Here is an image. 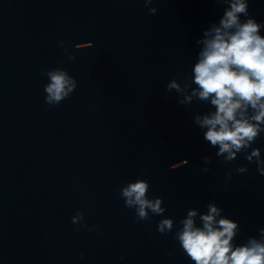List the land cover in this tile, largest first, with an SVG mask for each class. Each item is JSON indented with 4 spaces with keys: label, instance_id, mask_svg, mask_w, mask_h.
Returning a JSON list of instances; mask_svg holds the SVG:
<instances>
[{
    "label": "clouds",
    "instance_id": "obj_1",
    "mask_svg": "<svg viewBox=\"0 0 264 264\" xmlns=\"http://www.w3.org/2000/svg\"><path fill=\"white\" fill-rule=\"evenodd\" d=\"M143 2L149 14H156L157 8L149 7L153 0ZM215 2L227 7L219 22H210L202 37L196 40L201 47L191 77L185 78L184 84L173 78L166 90H175L182 96L177 100L179 105L191 104L194 99L209 102L214 110L194 116L195 125L204 130V141L218 149L216 156L223 157V162L231 163L243 153L248 162L256 164L257 172L264 175L261 149L252 147L264 134V35H261L264 22L250 16L249 0ZM59 44L64 47L65 42ZM92 46L91 42L87 45L88 48ZM75 49L81 50L78 44ZM64 50L67 52L66 47ZM68 59L75 60L76 57L69 53ZM41 75L48 79L44 85V102L50 107L70 98L77 88L76 79L64 68L45 69ZM181 75L177 73V77ZM203 160L205 165L212 162L210 156ZM188 163L184 160L185 165ZM208 170L207 167L201 169L203 172ZM235 171L243 174L248 167L239 166ZM231 176V171L226 173V182ZM149 188L147 180L137 179L120 189L125 207L135 212L136 222L150 220L149 213L162 216L167 210L162 206L163 198L148 197ZM225 191H228L227 187ZM206 207L207 212L199 214V226L195 219L197 210L189 209L186 217L179 221L182 227L174 234V239L194 264H264V228L259 229L258 237H248L245 243L237 245L234 241L240 231L239 222L222 216L223 209L214 202ZM84 215L82 210L76 211L71 223L91 232L96 226L88 227L83 222ZM174 223L173 218H162L158 221L157 231L162 235L170 234Z\"/></svg>",
    "mask_w": 264,
    "mask_h": 264
}]
</instances>
